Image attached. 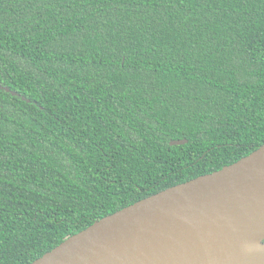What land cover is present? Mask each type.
Segmentation results:
<instances>
[{
    "label": "trees",
    "instance_id": "1",
    "mask_svg": "<svg viewBox=\"0 0 264 264\" xmlns=\"http://www.w3.org/2000/svg\"><path fill=\"white\" fill-rule=\"evenodd\" d=\"M0 85V264H31L264 145V0H0Z\"/></svg>",
    "mask_w": 264,
    "mask_h": 264
},
{
    "label": "water",
    "instance_id": "2",
    "mask_svg": "<svg viewBox=\"0 0 264 264\" xmlns=\"http://www.w3.org/2000/svg\"><path fill=\"white\" fill-rule=\"evenodd\" d=\"M31 264H264V145L96 220Z\"/></svg>",
    "mask_w": 264,
    "mask_h": 264
}]
</instances>
